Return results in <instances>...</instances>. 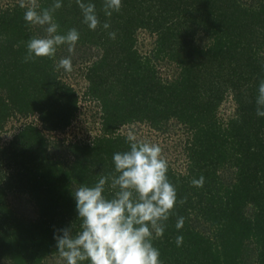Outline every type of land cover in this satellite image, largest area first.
Masks as SVG:
<instances>
[{"label": "trees", "instance_id": "obj_1", "mask_svg": "<svg viewBox=\"0 0 264 264\" xmlns=\"http://www.w3.org/2000/svg\"><path fill=\"white\" fill-rule=\"evenodd\" d=\"M60 2L54 20L60 34L80 33L72 65L85 64L82 98L97 107L98 133L69 141L48 135L65 132L81 114L79 92L55 67L69 55L67 46H58L54 58L25 62L27 42L44 31L24 20L19 0L2 7L0 133L13 116L36 115L39 123L0 138V264H65L54 233L80 230L73 192L118 175L112 157L130 148L125 128L145 140L142 126L180 135L185 157L177 167L163 155L177 202L163 236L152 240L162 264H264V117L256 114L264 0H121L110 17L104 0H83L96 6L95 30L76 0ZM38 3L47 8L55 0ZM141 31L154 38L146 52L138 46ZM229 98L235 109L224 114ZM201 176L203 186H194Z\"/></svg>", "mask_w": 264, "mask_h": 264}, {"label": "clouds", "instance_id": "obj_2", "mask_svg": "<svg viewBox=\"0 0 264 264\" xmlns=\"http://www.w3.org/2000/svg\"><path fill=\"white\" fill-rule=\"evenodd\" d=\"M76 2L83 13V22L95 30L100 24L95 4ZM19 6L26 9L24 20L44 31V35H35L27 42L24 61L54 58L57 47L66 45L69 55L60 58L55 67L71 72L72 54L80 33L76 28L59 33L54 12L62 7L60 0L47 8H41L38 0H19ZM121 6V0H104L103 9L110 17ZM109 27L108 22L103 24L104 29ZM109 37L115 39L116 33L109 32ZM256 105V114L264 117V80L258 87ZM127 140L129 150L116 152L112 157L118 175L101 176L94 186L82 184L73 192L80 230L73 234L71 225L54 233L56 248L65 264L86 260L90 264H162L152 240L154 235L163 236L165 222L177 202L176 188L167 176L169 164L159 144L139 140L133 131H129ZM109 180L114 190L111 198L104 195ZM192 184L202 187L204 177L193 179ZM183 225L184 217H179L176 228ZM175 242L181 246L183 236H177Z\"/></svg>", "mask_w": 264, "mask_h": 264}, {"label": "rangeland", "instance_id": "obj_3", "mask_svg": "<svg viewBox=\"0 0 264 264\" xmlns=\"http://www.w3.org/2000/svg\"><path fill=\"white\" fill-rule=\"evenodd\" d=\"M12 0H0V9L5 7L7 4L11 3ZM154 38L149 35L147 31H141L139 33V49L142 52H146L152 46V41ZM85 64H76L73 65L71 72L63 71L64 78L67 82L72 84L74 88L80 94V115L78 120H76L73 125H71L65 132L58 133H48L52 139L63 138L66 141L72 139H80V140H91L98 133L99 119L94 117L97 107H95V103L92 101H85L82 98V94L84 88L87 85V82L84 78L85 72ZM163 72H170V67L163 65L161 67ZM235 105L232 101V98H229L225 105L223 106L224 114H231L234 112ZM96 119V121L94 120ZM35 121L39 123L38 117L36 115L25 118V117H17L13 116L9 119L6 129L0 133V138L2 141H6L12 137L15 130L19 129L25 122ZM138 129V127H137ZM139 138H143L145 140H151L152 143H157L162 148V154L171 161V163H175L177 167H182L184 164L185 157L181 154L183 145L182 138L180 135H174L172 137L167 138L166 134H161L159 131L152 130L148 126H142L139 128ZM124 130V129H123ZM125 130L131 131V127L125 128ZM174 164V165H175ZM25 200L20 201L21 205H26Z\"/></svg>", "mask_w": 264, "mask_h": 264}]
</instances>
